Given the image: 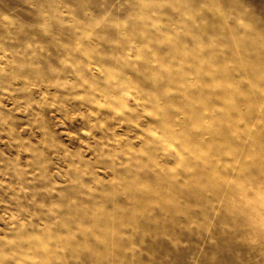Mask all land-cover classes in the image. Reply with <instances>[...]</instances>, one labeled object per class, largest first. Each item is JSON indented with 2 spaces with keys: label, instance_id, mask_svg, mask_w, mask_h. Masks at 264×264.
Listing matches in <instances>:
<instances>
[{
  "label": "clouds",
  "instance_id": "9594fccd",
  "mask_svg": "<svg viewBox=\"0 0 264 264\" xmlns=\"http://www.w3.org/2000/svg\"><path fill=\"white\" fill-rule=\"evenodd\" d=\"M0 264H264V0H0Z\"/></svg>",
  "mask_w": 264,
  "mask_h": 264
}]
</instances>
